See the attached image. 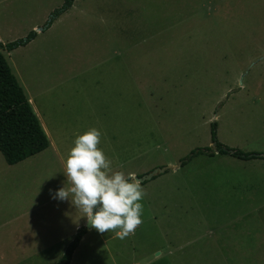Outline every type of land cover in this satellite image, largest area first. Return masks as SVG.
I'll return each instance as SVG.
<instances>
[{
	"label": "rangeland",
	"instance_id": "1",
	"mask_svg": "<svg viewBox=\"0 0 264 264\" xmlns=\"http://www.w3.org/2000/svg\"><path fill=\"white\" fill-rule=\"evenodd\" d=\"M63 1L0 0L1 43L36 32L3 54L49 139L13 165L0 153V264H56L80 227L69 264H264V159L181 164L214 148L213 122L219 142L264 154V0H74L45 29ZM93 126L114 170L167 168L141 183L124 239L50 195Z\"/></svg>",
	"mask_w": 264,
	"mask_h": 264
},
{
	"label": "clouds",
	"instance_id": "2",
	"mask_svg": "<svg viewBox=\"0 0 264 264\" xmlns=\"http://www.w3.org/2000/svg\"><path fill=\"white\" fill-rule=\"evenodd\" d=\"M101 138L102 132L94 126L74 132L64 160L67 186L49 191L53 199L68 201L80 214L78 220L73 219L77 226L83 217L99 233L112 231L124 239L142 223L139 201L146 192L134 173L113 169L112 160L98 147Z\"/></svg>",
	"mask_w": 264,
	"mask_h": 264
},
{
	"label": "trees",
	"instance_id": "3",
	"mask_svg": "<svg viewBox=\"0 0 264 264\" xmlns=\"http://www.w3.org/2000/svg\"><path fill=\"white\" fill-rule=\"evenodd\" d=\"M73 1L64 0L59 7L53 10L46 22L45 29L52 24L54 19L67 11L72 6ZM35 36L36 32L32 30L24 37L16 40L7 43L0 42V152L9 165L16 164L42 151L49 145V139L37 115L3 54V51L9 52L17 47L25 46ZM210 136L214 148L210 146L195 148L181 160V164L198 154L229 155L242 160L264 159V154L260 152H245L219 142L216 137V123L214 122L210 127ZM85 232L84 227L77 229L73 239L68 243L64 254L56 264H69L72 254Z\"/></svg>",
	"mask_w": 264,
	"mask_h": 264
},
{
	"label": "water",
	"instance_id": "4",
	"mask_svg": "<svg viewBox=\"0 0 264 264\" xmlns=\"http://www.w3.org/2000/svg\"><path fill=\"white\" fill-rule=\"evenodd\" d=\"M178 166H173L172 168H177ZM167 168L163 167V168H157V169H154L152 171H150L149 173L147 174H144L142 176H136V178L142 183V182H145L149 179H151L153 176H155L156 174H159L161 172H164ZM95 211V209H94ZM86 227L87 228H90V226L88 224H86Z\"/></svg>",
	"mask_w": 264,
	"mask_h": 264
},
{
	"label": "crops",
	"instance_id": "5",
	"mask_svg": "<svg viewBox=\"0 0 264 264\" xmlns=\"http://www.w3.org/2000/svg\"><path fill=\"white\" fill-rule=\"evenodd\" d=\"M30 42H31V41H30ZM30 42H29V43H30ZM29 43H28V44H29ZM28 44H26V45H28ZM26 45H25V46H26ZM20 47H24V46H20ZM17 48H19V47H17ZM17 48H16V49H17ZM13 50H15V49H13ZM11 51H12V50H11ZM11 51H9V52H11ZM4 52H5V51H4ZM6 52H7V51H6ZM18 81H19V79H18ZM19 83H20V81H19ZM20 85H22V84L20 83ZM22 87H23V86H22ZM23 90H24V92H25V94H26V96H27L29 102L32 103V104H34V100H35V99H33L32 93H30V92L27 91V90L25 91L24 88H23ZM29 93H30L31 95H29ZM42 125H43V123H42ZM43 126H44V125H43ZM44 127H45V126H44ZM44 129H45V128H44ZM45 131H46L45 133L48 134V132H47L46 129H45ZM0 153H1V152H0ZM2 156H3V155H2ZM3 158H4V157H3ZM1 165H2V163H0V166H1ZM174 169H176V168H174ZM15 218H16V217H15ZM15 218H14V219H15ZM76 228H77V226H76ZM76 248H77V247H76ZM75 251H76V249H75ZM75 251H74V252H75ZM73 254H74V253H73ZM73 254H72V257H71V259H70V262L72 261ZM56 260H58V258H57ZM70 262H69V263H70Z\"/></svg>",
	"mask_w": 264,
	"mask_h": 264
}]
</instances>
